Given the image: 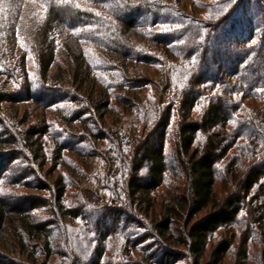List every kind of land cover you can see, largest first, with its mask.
Instances as JSON below:
<instances>
[{
  "label": "trees",
  "instance_id": "trees-1",
  "mask_svg": "<svg viewBox=\"0 0 264 264\" xmlns=\"http://www.w3.org/2000/svg\"><path fill=\"white\" fill-rule=\"evenodd\" d=\"M40 1L47 35L36 71H27L25 56L19 71L8 60L0 70L21 90L0 92V125L7 121L3 101H34L44 111L22 133L11 125L0 130V184L9 188L0 185V229L10 236L1 237L0 264H47L67 232L78 251L89 252L72 264H105L110 237L153 236L187 247L196 264H220L245 216L257 225L242 237L241 254L252 262L248 243L264 246V0ZM160 24L170 30L159 31ZM54 26L64 39L51 33ZM11 36L27 53L19 35ZM63 53L67 61H58ZM142 64L155 76L139 71ZM62 102L77 105L75 117L65 105L54 114L58 125L50 124L47 110ZM86 121L82 133L75 122ZM92 140L85 165L96 167L97 179L104 170L103 203L131 199L152 233L136 235L141 222L121 221L113 211L119 208L101 215L81 195L71 174L86 176L85 169L67 155H84ZM24 189L51 193L52 202L39 205L37 196L18 193ZM103 220L115 229L102 228ZM223 229L230 238L217 236Z\"/></svg>",
  "mask_w": 264,
  "mask_h": 264
},
{
  "label": "rangeland",
  "instance_id": "rangeland-1",
  "mask_svg": "<svg viewBox=\"0 0 264 264\" xmlns=\"http://www.w3.org/2000/svg\"><path fill=\"white\" fill-rule=\"evenodd\" d=\"M85 5H89L85 1H83ZM194 6V4H192ZM187 8V12L190 14H193V9ZM47 10L45 9V6L43 3L36 2V0H0V43H1V59L2 63H0V70L4 71L3 68L5 69V63L6 60L9 62L7 63H16V69L19 71V66H21L19 63L22 59V56H25L26 58V69L27 71L29 70V73H34L37 69V54L39 53L38 51V46L43 45V38L45 37L44 35H47L43 32L42 28L43 25H45V20L47 16ZM56 30V33L52 32L57 36V38H60L61 40L64 39V30L62 32H58L59 29L58 27L54 26L53 27ZM16 34L19 36H16L23 42V44H26L28 47V52L25 53L22 48L18 46L17 44L14 43L12 45V39L13 37L11 36L12 34ZM36 33V34H35ZM8 37L10 38L8 40ZM63 37V38H62ZM11 41V43L9 42ZM66 43L68 46L71 48H75L76 42L74 41L73 38H66ZM3 43V44H2ZM78 49V48H77ZM4 50V51H3ZM64 52V50H62ZM2 52H5L4 54ZM65 54L63 53L61 55L57 56L58 61H67L65 59ZM11 60V61H10ZM139 71L142 69V72L147 74V75H152L155 76L154 69L150 66H145V65H140L138 66ZM17 73V72H16ZM0 89H2L0 92H7L11 90L19 91L21 90L18 87V83L12 82L9 78H6L5 76L0 77ZM2 85H7V86H2ZM70 87V85H69ZM7 89V90H3ZM57 91L59 88H56ZM72 90V89H71ZM60 91V90H59ZM71 92V91H70ZM4 94V93H0ZM53 94V93H52ZM2 97H5L2 96ZM19 99L13 100V101H3L2 102V107H4V111L6 112V119L5 123L0 125V130H5L6 126L10 130L11 126L14 127L17 131V133H22V131L26 125L28 119L34 120L38 119L41 117V115L44 113L43 109L38 106L34 101H18ZM65 105L70 106V115H75L74 113L77 111V105L74 103H61L56 105L54 108H51L47 110V113H52L53 117L52 120H50V124L53 125H58L59 121L56 119L54 114H59L60 108L61 107H67ZM87 115V114H86ZM75 117V116H73ZM51 119V118H50ZM76 127L80 129V132L86 131L84 130L85 127H89L90 124H88V121L85 123L80 124L79 122H75ZM11 125V126H10ZM54 127V126H53ZM83 133V132H82ZM93 140L91 143L88 145V151H85L84 155H79L77 156L76 154H68L67 155V160L70 161H77L83 169H85V172L83 173L86 174V176H78L75 177L74 174H71L72 177H74V182L76 181V184L81 186V192L82 196H86L87 201L89 202V207L93 210H97L101 212V215L109 210L111 208H116L120 210H113L115 212V217L119 218L121 221L125 222H131L135 225H140L139 223L141 222V226H135L136 227V235H139L140 233H152L150 227H149V219H144L140 217V214H138L135 211L134 205H131V199H123L121 202L118 203H111L109 201H106V203H103V200L107 197L106 196V191L104 189L105 185L107 184V180L104 179V170L99 171V176L102 177V179H97L98 174L96 172V167H92L88 169L85 165V162L90 161V156L86 154L87 152L92 153L94 151L93 147ZM53 144H51L52 148ZM55 155L53 156L54 160ZM51 160V159H50ZM49 162L51 163V161ZM3 161V160H2ZM18 161V160H16ZM55 161V160H54ZM94 161V160H93ZM96 161V165H102L101 161ZM48 164V163H47ZM47 164L45 168H47ZM103 167V166H102ZM66 173H70V170L65 169ZM37 174V173H36ZM32 179V177H31ZM2 188H7L8 187H3L2 184H0ZM0 186V187H1ZM8 191V190H7ZM18 193H23V194H30V195H35L40 199L38 202L39 205L44 203V200H48L52 202V194L50 195L46 191H41V190H36V189H31V190H22V192ZM74 194V190L70 189L68 191V195L72 196ZM109 196V194H108ZM79 204L82 203L83 200H79ZM9 203H15L14 200H9ZM78 204V205H79ZM86 204V203H85ZM43 209V208H42ZM112 211V212H113ZM38 212H41L39 210ZM111 212V213H112ZM103 217H108V215ZM42 216L46 218H50L51 215L46 214L45 212H42ZM105 218V219H106ZM240 220L242 219V216L239 218ZM245 220L243 222L242 228L239 231H237V234L241 237H236L237 239L233 241L231 247L232 251L229 252L226 255L225 260L220 263V264H264V246L263 243L260 244H255L249 242L246 248V255L250 258H252V262H247L246 258L241 254L242 253V237L246 235L245 233V228L248 230L249 235H252L254 233V228L257 226L251 218H248L245 216ZM76 226L81 227L84 224L76 220ZM145 224V225H144ZM148 225V227H146ZM182 222L179 221V223L175 227V233L180 235L182 233ZM101 226L102 228H105L106 230H110L111 228L114 230L115 227L113 225V222H110V220H103L101 221ZM86 230V227H85ZM135 231V228H134ZM250 231V232H249ZM89 230L86 231V235L88 234ZM111 232V231H110ZM109 232V233H110ZM247 232V231H246ZM258 235L263 234L260 230H257ZM65 234H67V237L65 238ZM63 234L62 239H60L59 244H56V254L53 255L47 264H72L74 261L83 260L84 258L88 257L89 252L86 254V249L83 248L82 251H78L76 247H78L77 241L70 235L71 232H67ZM222 235L225 238H230L231 233L227 231V229H223L221 233H218L217 236ZM135 235V236H136ZM143 236V234H141ZM264 236V234H263ZM262 236V237H263ZM1 237H8L5 232H3L0 229V241H3ZM262 237H259L261 240L263 239ZM10 236L8 237L9 240ZM63 238H65L63 240ZM113 238V237H112ZM111 237L108 238L107 245L108 249L106 250L105 257H104V263L105 264H196V260L194 255L191 253V251L187 247H182V246H176V245H170L169 243L165 241H161L160 239L157 238V236L153 237H148L147 239H142V240H137V238H132V241L134 242H129L126 241V239H121L119 238L118 241H114ZM121 239V240H120ZM216 241V240H214ZM262 242V241H261ZM69 243H71L72 247H69ZM136 246V247H135ZM210 247V246H209ZM55 249V248H54ZM10 255V257L15 258V259H20L21 262L27 263L23 258H19L16 253H11V252H6ZM155 261H154V260ZM157 261L159 263H157ZM199 264H212V261L210 258H205L203 261H201Z\"/></svg>",
  "mask_w": 264,
  "mask_h": 264
},
{
  "label": "snow or ice",
  "instance_id": "snow-or-ice-1",
  "mask_svg": "<svg viewBox=\"0 0 264 264\" xmlns=\"http://www.w3.org/2000/svg\"><path fill=\"white\" fill-rule=\"evenodd\" d=\"M62 2L67 4V3H70V0H62ZM232 2L234 3L235 0H232ZM76 7H79V5L77 4ZM157 27H158L159 31H161V32H168L170 30L167 26H165L163 24H160ZM193 62L195 63V59L193 60ZM258 91H259V89H258Z\"/></svg>",
  "mask_w": 264,
  "mask_h": 264
}]
</instances>
